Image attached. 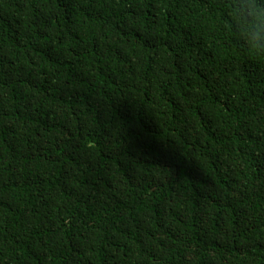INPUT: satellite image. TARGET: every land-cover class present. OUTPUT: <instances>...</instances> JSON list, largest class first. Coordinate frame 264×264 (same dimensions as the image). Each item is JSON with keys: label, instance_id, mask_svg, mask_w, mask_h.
<instances>
[{"label": "trees", "instance_id": "obj_1", "mask_svg": "<svg viewBox=\"0 0 264 264\" xmlns=\"http://www.w3.org/2000/svg\"><path fill=\"white\" fill-rule=\"evenodd\" d=\"M236 3L0 0V264H264Z\"/></svg>", "mask_w": 264, "mask_h": 264}, {"label": "clouds", "instance_id": "obj_2", "mask_svg": "<svg viewBox=\"0 0 264 264\" xmlns=\"http://www.w3.org/2000/svg\"><path fill=\"white\" fill-rule=\"evenodd\" d=\"M233 20L246 49L264 55V0H237Z\"/></svg>", "mask_w": 264, "mask_h": 264}]
</instances>
